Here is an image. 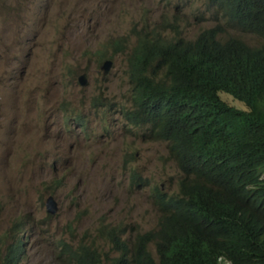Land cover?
<instances>
[{
  "label": "rangeland",
  "instance_id": "374dc122",
  "mask_svg": "<svg viewBox=\"0 0 264 264\" xmlns=\"http://www.w3.org/2000/svg\"><path fill=\"white\" fill-rule=\"evenodd\" d=\"M206 2L0 0V264L18 242L17 264H71L65 244L91 245L107 264L117 254L102 232L116 227L133 240L157 228L158 194L178 196L182 174L167 143L124 117L136 33L193 40L221 24V39L264 44L216 19ZM106 60L113 66L105 75ZM50 196L59 206L54 216Z\"/></svg>",
  "mask_w": 264,
  "mask_h": 264
},
{
  "label": "trees",
  "instance_id": "16d2710c",
  "mask_svg": "<svg viewBox=\"0 0 264 264\" xmlns=\"http://www.w3.org/2000/svg\"><path fill=\"white\" fill-rule=\"evenodd\" d=\"M225 24L264 40V0H207ZM223 26L188 40L136 33L129 56L126 120L165 142L182 177L180 194H159L156 229L123 239L102 232L117 256L107 264H264V44L220 39ZM226 93L245 104L225 103ZM71 264H104L93 246L62 245ZM154 248L156 257L152 254ZM23 243L3 264H17Z\"/></svg>",
  "mask_w": 264,
  "mask_h": 264
},
{
  "label": "water",
  "instance_id": "95a60500",
  "mask_svg": "<svg viewBox=\"0 0 264 264\" xmlns=\"http://www.w3.org/2000/svg\"><path fill=\"white\" fill-rule=\"evenodd\" d=\"M112 68V62L111 61H106L103 66H102V69L104 70L105 73H108ZM85 78V76H82L80 78V80H83ZM83 84H85V81H82ZM82 84V85H83ZM46 209H47V212L50 214V215H56L59 211V206L57 204V202L55 201L54 197L50 196L48 199H47V202H46Z\"/></svg>",
  "mask_w": 264,
  "mask_h": 264
},
{
  "label": "clouds",
  "instance_id": "9594fccd",
  "mask_svg": "<svg viewBox=\"0 0 264 264\" xmlns=\"http://www.w3.org/2000/svg\"><path fill=\"white\" fill-rule=\"evenodd\" d=\"M206 3H207V2H206ZM206 8H207V6H206ZM207 11H209V10H207ZM213 12H214V11H213ZM220 15H221V14H220ZM215 17H216V16H215ZM221 17H222V16H221ZM216 19H217V17H216ZM223 20H224V19H223ZM217 25H218V24H217ZM217 25H216V26H217ZM220 25H221V24H220ZM209 29H210V28H209ZM205 30H206V29H205ZM201 32H202V31H201ZM201 32H200V33H201ZM200 33H199V34H200ZM199 34H198V35H199ZM198 35H197V36H198ZM219 38H220V37H219ZM229 38H230V37H229ZM237 38H238V37H237ZM220 39H221V38H220ZM227 39H228V38H227ZM223 40H224V39H223ZM241 40H242V39H241ZM245 43H246V42H245ZM248 45H249V44H248ZM250 46H251V45H250ZM106 61H111V60H106ZM106 61H104L103 64H104ZM111 62H112V61H111ZM103 64H102V66H103ZM102 66H101V69H102ZM112 66H113V62H112ZM111 69H112V68H111ZM102 70H103V69H102ZM110 71H111V70H110ZM110 71H109V72H110ZM103 72H104V70H103ZM109 72H108V73H109ZM108 73H105V72H104L105 75L108 74ZM82 76H85V77H86V74H82V75L80 76V78H81ZM79 80H80V79H79ZM80 81L82 82V80H80ZM82 84H83V83H82ZM86 85H87V82L85 81V84H83V86H86ZM235 100H236V99H235ZM244 105H245V104H244ZM124 113H125V112H124ZM124 117H125V116H124ZM125 119H126V118H125ZM158 195H159V194H158ZM115 228H116V227H115Z\"/></svg>",
  "mask_w": 264,
  "mask_h": 264
}]
</instances>
